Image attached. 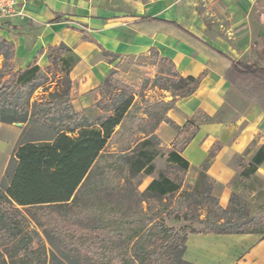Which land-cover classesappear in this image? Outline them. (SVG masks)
I'll list each match as a JSON object with an SVG mask.
<instances>
[{
    "label": "trees",
    "instance_id": "1",
    "mask_svg": "<svg viewBox=\"0 0 264 264\" xmlns=\"http://www.w3.org/2000/svg\"><path fill=\"white\" fill-rule=\"evenodd\" d=\"M14 52L0 34V121H21L28 133L46 135L21 142L7 165L0 185V264H194L184 259L190 234L264 235L252 227L264 225V208L244 222L221 221L210 211L200 218L192 209L213 203L226 211L204 163L195 180L160 171L143 190L133 181L143 172L152 176L158 157L175 169L189 168L180 150L160 148L157 129L174 124L169 110L197 91L202 75H181L171 59L161 58L154 85L172 98L139 102L114 67L99 85L100 111L91 119L72 104L70 71L79 57L68 45L50 47L45 67L37 61L19 67ZM230 61V84L240 81L248 92L255 86L264 100V50L251 63ZM40 88L42 97L34 98ZM244 160L240 175L253 178L264 163V143ZM173 221L188 224L170 226Z\"/></svg>",
    "mask_w": 264,
    "mask_h": 264
},
{
    "label": "crops",
    "instance_id": "2",
    "mask_svg": "<svg viewBox=\"0 0 264 264\" xmlns=\"http://www.w3.org/2000/svg\"><path fill=\"white\" fill-rule=\"evenodd\" d=\"M17 1V12L0 17V34L15 45V64L25 67L37 61L38 65L45 67L49 64L50 47L61 43L68 45L79 57L70 71L75 94L72 104L77 111L85 110L91 119L99 114V111L94 116L89 113L101 98L99 85L115 67L116 61L126 56L148 55L153 48L160 58L171 59L181 75H202L200 84L209 80L211 83L212 77L217 82H228L226 70L232 64L230 60L239 59L238 53L220 36L211 37L205 33L199 4L213 7L216 12L224 8L241 48L254 47L256 52L264 50V0ZM254 30L260 40L252 37ZM233 50L234 56L229 52ZM110 52L118 57L114 59ZM197 92L198 88L194 94L177 99L176 106L169 110L167 116L174 124L181 125L176 113L191 114L192 108L186 104V99L194 97ZM209 97L213 109L221 105L222 96L216 91ZM1 124L10 122L0 121ZM170 125L173 126L163 122L157 129L161 141L169 147L178 136V131L169 134ZM6 129L3 128L1 134L0 128V157L6 154L0 165V185L9 163ZM230 129L227 125L218 126L210 136L202 129L184 146L180 152L190 162L186 171L190 179L199 177V166L209 155L211 146L227 137ZM234 153L235 149L226 146L217 154L215 161L225 166ZM208 172L213 179L216 178V184L222 179L218 171L210 169ZM220 185L217 189L223 199L226 189L224 184ZM184 259L194 264H264V236L260 233L190 234Z\"/></svg>",
    "mask_w": 264,
    "mask_h": 264
},
{
    "label": "rangeland",
    "instance_id": "3",
    "mask_svg": "<svg viewBox=\"0 0 264 264\" xmlns=\"http://www.w3.org/2000/svg\"><path fill=\"white\" fill-rule=\"evenodd\" d=\"M198 10L203 14L205 33L208 36H220L237 51L239 59L250 63L254 61L257 55L255 48L247 50L245 47L241 48V44H239L238 39L235 38V34L229 26L230 19L227 18V13L223 7L216 12L213 7L209 8L208 5L202 3L199 4ZM257 33L254 30L252 37L260 40ZM229 52L233 56L235 55L234 50ZM161 62V58L154 52L139 57L126 56L118 59L114 64L116 70L114 76L133 86V89L137 92L136 100L139 102L142 98L169 101L172 98L171 92L164 91L154 85L155 76L161 69ZM211 80V83L209 80L208 83L200 84L197 94L186 99V104L189 108H192L191 114L176 113L181 125L177 129L175 124L172 123L173 126L170 125L168 132L172 134L174 131H178V136L172 140L173 145L170 147L164 141H161L160 148L164 152L170 151L172 147L182 151L184 146L194 136L198 135V132L202 129L208 133L207 136H210V132L218 126L227 125V127H231L227 137H223L213 143L209 150V155L202 162V164L204 163L207 166L208 175H210L208 172L210 169L214 172L218 171L222 175L221 181L218 180L219 183L216 184L214 181L213 195L218 197L219 203L226 211H221L213 203H209L208 209H199L200 206L196 205L192 209L194 211L199 210L200 218H205L207 211H210L211 217L218 218L221 221L230 220L231 218L235 221L244 222L251 219L264 208V165L259 166L255 173L256 176L253 178H246L240 175L246 161L244 159L251 158L264 142V100L258 95V89L255 86L248 92L240 81L230 84L229 81L217 82L214 77ZM52 90H54V87L51 88ZM215 91L222 96V103L218 108L213 109L209 96ZM42 94L43 91L40 88V90L36 91L34 98H40ZM255 96L259 97L256 98ZM92 108L94 109L89 110L91 116L100 111L96 104ZM0 126L2 129L1 134H3V128H7L9 161L14 156V150L21 142L28 140L31 136L41 137L46 135V132L42 130L28 133V126L21 121L6 125L1 124ZM226 146L235 149V153L231 161L224 166L215 161V159L220 150ZM5 156L6 154L1 155L0 165L3 163ZM154 163L156 171L152 176L143 172V174H138L134 177L133 181L140 190H143L153 177H157L160 171L174 178H189L186 175V171L184 172L173 168L172 165L170 166L166 162V157H158ZM214 180H216L215 177ZM2 183L5 184L6 180L3 179ZM215 184L217 185L216 187ZM220 184H224L223 186L226 189V195L223 199L217 189V187L221 186ZM187 224L185 222H170V226L176 227H184ZM201 226L202 224H196L197 229H200ZM252 227L258 230L264 229V225L261 223ZM260 234L263 235L262 233Z\"/></svg>",
    "mask_w": 264,
    "mask_h": 264
},
{
    "label": "built area",
    "instance_id": "4",
    "mask_svg": "<svg viewBox=\"0 0 264 264\" xmlns=\"http://www.w3.org/2000/svg\"><path fill=\"white\" fill-rule=\"evenodd\" d=\"M17 0H0V17L9 16L17 12Z\"/></svg>",
    "mask_w": 264,
    "mask_h": 264
}]
</instances>
